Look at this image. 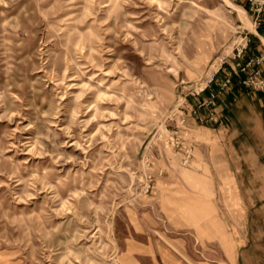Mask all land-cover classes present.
<instances>
[{
	"label": "rangeland",
	"instance_id": "rangeland-1",
	"mask_svg": "<svg viewBox=\"0 0 264 264\" xmlns=\"http://www.w3.org/2000/svg\"><path fill=\"white\" fill-rule=\"evenodd\" d=\"M243 28L246 0H0V264H236L172 133Z\"/></svg>",
	"mask_w": 264,
	"mask_h": 264
},
{
	"label": "crops",
	"instance_id": "crops-1",
	"mask_svg": "<svg viewBox=\"0 0 264 264\" xmlns=\"http://www.w3.org/2000/svg\"><path fill=\"white\" fill-rule=\"evenodd\" d=\"M250 35L254 36L250 53L264 52L258 33ZM223 77L224 71L216 75L196 99L195 108L211 98ZM212 108L216 113L213 121L190 120L195 145L192 162L212 169L214 180L223 183L222 193L219 191L223 209L230 229L237 231L236 264H264V91L236 82Z\"/></svg>",
	"mask_w": 264,
	"mask_h": 264
},
{
	"label": "built area",
	"instance_id": "built-area-1",
	"mask_svg": "<svg viewBox=\"0 0 264 264\" xmlns=\"http://www.w3.org/2000/svg\"><path fill=\"white\" fill-rule=\"evenodd\" d=\"M246 1L248 2L250 12L253 14L255 32L258 33L261 43L264 46V0ZM239 33L241 41L236 42L234 45L233 62L225 66V63H222L206 87L196 92V95L200 96L215 81L216 75L224 71V77L217 81V90L212 93L211 98L201 103L193 111V116L200 123L215 119L216 113L212 110V107L216 99L230 91L236 82L252 90L264 91V52L260 54L250 53L252 44L251 31L241 30ZM200 109L205 110V112H200ZM187 121V117L182 116L179 124V128H182V130H177L172 133L173 144L181 151L182 162L185 166L192 163L195 154L194 143H188L186 141L189 135Z\"/></svg>",
	"mask_w": 264,
	"mask_h": 264
},
{
	"label": "bare ground",
	"instance_id": "bare-ground-1",
	"mask_svg": "<svg viewBox=\"0 0 264 264\" xmlns=\"http://www.w3.org/2000/svg\"><path fill=\"white\" fill-rule=\"evenodd\" d=\"M243 13H244V11L243 10H241Z\"/></svg>",
	"mask_w": 264,
	"mask_h": 264
}]
</instances>
